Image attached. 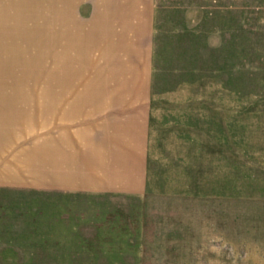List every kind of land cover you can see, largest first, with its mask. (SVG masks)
<instances>
[{"label": "rangeland", "instance_id": "1", "mask_svg": "<svg viewBox=\"0 0 264 264\" xmlns=\"http://www.w3.org/2000/svg\"><path fill=\"white\" fill-rule=\"evenodd\" d=\"M96 1L0 0V264H264V0H155L143 64Z\"/></svg>", "mask_w": 264, "mask_h": 264}, {"label": "crops", "instance_id": "2", "mask_svg": "<svg viewBox=\"0 0 264 264\" xmlns=\"http://www.w3.org/2000/svg\"><path fill=\"white\" fill-rule=\"evenodd\" d=\"M96 4L100 7L93 11L89 22L96 25L94 33L111 40L104 43V46L123 48L122 54L127 58L119 61L148 63L151 57L155 0H97ZM104 144V141H99L93 149L89 148L90 152L106 155L111 149L105 148ZM80 158L68 159L63 165L62 175L58 167L56 183L60 186L57 189H81V186L79 188L76 185L77 180L73 178L80 174L88 176L89 189L102 190L100 187L103 184L98 181V176L106 172V163L98 156L94 158L95 160L89 161ZM78 167L79 170H75Z\"/></svg>", "mask_w": 264, "mask_h": 264}]
</instances>
